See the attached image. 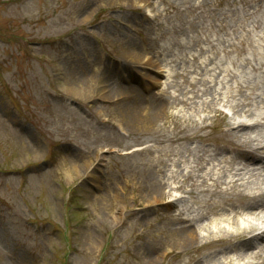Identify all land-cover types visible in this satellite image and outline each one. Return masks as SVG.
<instances>
[{
  "label": "rangeland",
  "instance_id": "obj_1",
  "mask_svg": "<svg viewBox=\"0 0 264 264\" xmlns=\"http://www.w3.org/2000/svg\"><path fill=\"white\" fill-rule=\"evenodd\" d=\"M263 28L264 0H0V264L255 260L264 243L215 260L208 250L177 247L165 211L178 191L171 195L163 185L153 204L148 179L152 171L163 181L155 171L161 165L151 162L175 144L153 138L183 127L217 136L223 119L214 109L230 121L247 119L245 94L255 113L264 111V65L252 70L249 54L250 43L263 49ZM88 83L93 96L68 90ZM129 87L147 101L167 98L158 120L118 113L117 106L133 101ZM236 166L243 175L253 169ZM166 169L175 174L170 185L187 171L171 160ZM181 203L189 214L203 210L186 196ZM238 211L215 226L203 218L202 239L209 230L229 233L264 219V212Z\"/></svg>",
  "mask_w": 264,
  "mask_h": 264
},
{
  "label": "bare ground",
  "instance_id": "obj_2",
  "mask_svg": "<svg viewBox=\"0 0 264 264\" xmlns=\"http://www.w3.org/2000/svg\"><path fill=\"white\" fill-rule=\"evenodd\" d=\"M147 0H144L146 2ZM264 29V28H263ZM264 32V30H263ZM251 44L249 52L252 59L255 61L252 70H257L264 65V47L257 48L255 43ZM181 45V44H180ZM129 44L127 47H130ZM233 47L240 48V46ZM133 57L138 56V52L128 49ZM227 53L226 51H224ZM151 60V58H149ZM145 59L148 65H152V60ZM242 62L239 64L241 65ZM232 76L235 73H232ZM95 84V81H93ZM92 84L72 86L68 90H73L77 94H86L93 96ZM130 88V89H129ZM128 94L133 101L130 103L117 106V111L120 114L128 115V119H134L138 122L140 113L143 112L149 122L154 123L159 119L160 114L164 110V105L168 102L167 98L160 93V97L149 95L147 98H142L132 87H129ZM118 92V86L111 85L110 90ZM264 104V97L258 94ZM142 101H146L142 105ZM241 110L246 114L247 119H239L230 121L226 119V113L220 109H214V112L221 116L223 122L218 127V135L210 138L209 135H200L198 133H185L183 128H178L176 133L168 137L153 138L155 143L168 141L175 143L174 146L165 145L161 148L160 156H155L158 162H151L155 165H161L155 168V171L162 175L161 182L155 177L157 173L149 172V183L151 196L149 201L157 203L162 198L163 185L170 190L172 195L174 191H178L175 196L167 198L165 211V222L170 226L168 233L177 240V247L195 249L200 251L208 250L213 260L217 257H226L230 254L244 256L248 251L253 252V247L256 243H264V219L259 223H250L240 227L238 230L229 233H217L216 230H209L205 239H202L199 233L201 228V220L207 219V224L213 225L220 221H229L230 212H240L247 215L262 214L264 212V155L260 154V150L264 151V111L255 113L251 106H254V101L249 94H245ZM255 108V107H254ZM112 109V108H110ZM235 111H237L235 109ZM180 120H176L178 122ZM207 122L201 123L200 128H206ZM185 130V129H184ZM212 140L214 145L211 146H189L182 143L183 141ZM221 145L225 146L223 149ZM222 151V152H221ZM100 160L102 156L97 155ZM169 160L180 171V163L186 166L187 171L183 173V180L180 184L170 185L169 179H173L175 174L170 169H166ZM237 163L253 166L252 171L243 175L241 170L244 167L236 166ZM260 170H263L261 172ZM202 194L206 197L196 198V194ZM229 194L225 196V194ZM166 194V192H165ZM186 196L189 201H193L202 206V211L195 210L189 214V207L182 204ZM219 196L218 198H214ZM228 206V208L226 207ZM174 208V209H173ZM236 208L235 210H230ZM227 210V213L225 212ZM175 211V212H174ZM215 226V225H214ZM262 248L260 247V250ZM240 251V252H238ZM255 260L248 261L245 264H259L264 262V251L261 253L256 251L252 253ZM259 259V260H256ZM196 262V263H195ZM195 264H203L201 259H197ZM260 263V264H261ZM209 264H212L210 262ZM220 264V263H217Z\"/></svg>",
  "mask_w": 264,
  "mask_h": 264
}]
</instances>
